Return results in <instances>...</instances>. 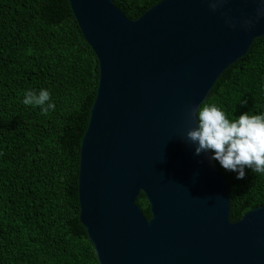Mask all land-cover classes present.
Instances as JSON below:
<instances>
[{
	"label": "water",
	"instance_id": "obj_1",
	"mask_svg": "<svg viewBox=\"0 0 264 264\" xmlns=\"http://www.w3.org/2000/svg\"><path fill=\"white\" fill-rule=\"evenodd\" d=\"M66 3L96 60L75 184L96 263L264 264V204L230 221L211 153L185 138L188 107L264 35V0H159L133 20L111 0Z\"/></svg>",
	"mask_w": 264,
	"mask_h": 264
},
{
	"label": "trees",
	"instance_id": "obj_2",
	"mask_svg": "<svg viewBox=\"0 0 264 264\" xmlns=\"http://www.w3.org/2000/svg\"><path fill=\"white\" fill-rule=\"evenodd\" d=\"M111 1L133 20L159 0ZM95 80V57L66 0H0V264H97L77 222L75 195ZM41 89L55 105L47 115L22 102L26 91ZM203 102L230 120L264 113V35L221 72ZM212 161L230 221L264 204V174L245 168L237 179ZM135 203L149 218L142 193Z\"/></svg>",
	"mask_w": 264,
	"mask_h": 264
},
{
	"label": "clouds",
	"instance_id": "obj_3",
	"mask_svg": "<svg viewBox=\"0 0 264 264\" xmlns=\"http://www.w3.org/2000/svg\"><path fill=\"white\" fill-rule=\"evenodd\" d=\"M220 0H209L213 11ZM264 14V5L257 10ZM23 104L39 106L41 113L47 115L55 105L50 103V93L41 89L38 93L28 90ZM188 117L194 126L185 131V138L195 145L194 153L211 152V159L228 171L235 172L237 179L245 177V168L254 173L264 174V113H241L230 120L216 104L200 103L189 106Z\"/></svg>",
	"mask_w": 264,
	"mask_h": 264
}]
</instances>
